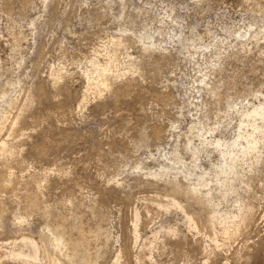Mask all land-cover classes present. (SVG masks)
<instances>
[{"label":"rangeland","instance_id":"obj_1","mask_svg":"<svg viewBox=\"0 0 264 264\" xmlns=\"http://www.w3.org/2000/svg\"><path fill=\"white\" fill-rule=\"evenodd\" d=\"M144 34L160 48L146 51ZM91 60L124 75L88 84ZM205 73L223 98L264 94V0H0V264H26L12 254L32 256L29 240L34 264H73L56 226L91 236L93 264H264V155L226 188L210 171V202L177 171L149 174L176 145L194 168L184 145L199 118L236 135L216 97L203 94L207 116L196 107ZM174 197L184 210L159 207Z\"/></svg>","mask_w":264,"mask_h":264},{"label":"bare ground","instance_id":"obj_2","mask_svg":"<svg viewBox=\"0 0 264 264\" xmlns=\"http://www.w3.org/2000/svg\"><path fill=\"white\" fill-rule=\"evenodd\" d=\"M247 36L255 38L257 34L249 33L247 31L239 33V37L241 38H247ZM152 37L153 36L147 34L140 37V41L145 44L146 51L160 48V44H157L152 40ZM178 39L182 43L186 41L181 35L178 36ZM192 42L193 44L195 43L194 40ZM185 44L186 43H184V45ZM198 45L200 48L204 47L207 49L209 46L207 44L204 45V43L201 44V42H199ZM112 59L114 58L112 57ZM113 67H116L117 69L114 70ZM114 71L116 72L114 73ZM199 72H201V70H199ZM85 74L88 79V84L92 82V84H96L97 87L102 85L107 88L111 85L110 81L112 77L118 78L124 75L120 73L117 64L109 63L103 66L94 60L90 61V69L87 70ZM206 77L207 74H203L198 79L200 84L194 87L197 91L198 98H201L197 101L199 105H196V107H204V116H207L210 109L207 108L208 102L203 99V94L206 93L211 95V97H216L218 104H222V106L217 109L216 115L221 119L229 118L231 121H237L235 124V127L238 129L236 135L231 141H227L222 129L208 127L203 120L204 117L199 118L198 122L191 126L190 135L186 136L187 142L184 145L185 150L187 153H190L193 159L194 168L185 170V159L179 152L178 145H176V148L171 153L167 152L164 154V157H166V160L170 163L160 164L159 171L149 172V174L154 177H163L166 174H170V171H177V175L182 174L184 179L188 181L194 180L185 191L187 196L194 198L197 194H203L202 197L206 199V202H210L212 195L211 191L207 190L202 192V188H208V183L212 180L208 178L210 171L214 173L216 183L221 185V187L226 188L228 186L227 181L229 176L235 174L240 163L247 160L249 157L254 158L257 164L261 162L264 155V94L260 92V95H255V99L249 97H244L242 99L232 97L223 98L219 91V87L210 84ZM227 123L226 126H229L231 122ZM195 138L199 140L198 144H196L194 140ZM202 153H206L207 156H205L212 162V168L209 170L204 168L202 162H199L201 161V157L203 159V156L201 155ZM215 154L218 156V161L213 163V161H215L213 160ZM179 164H182L183 167L176 166ZM195 169H200V173H197ZM174 179L176 180L177 178ZM177 180L174 183V191L181 192L182 187ZM32 205H35V201L32 202ZM159 207L165 210L171 208L184 210L175 197L171 198L168 203H159ZM135 214V234H138L141 217L139 212ZM216 217L217 214L216 211H214L209 219L210 221H214ZM189 219L193 221L192 218L189 217ZM76 229H78V237L71 238L67 237L64 226H56L53 228L52 245L57 249L64 244H70L72 251L67 255L70 262L73 264H93V257L90 252L91 236L87 235L83 229ZM50 230L52 229L50 228ZM92 236L97 241L103 239L106 241L109 240L107 230H104L100 225H98L92 232ZM25 244L32 248V256L24 257L22 251L13 253L12 255L24 259L26 264H34V259H37V245L32 240L25 241ZM56 264H59V262ZM114 264L118 263L115 262Z\"/></svg>","mask_w":264,"mask_h":264}]
</instances>
